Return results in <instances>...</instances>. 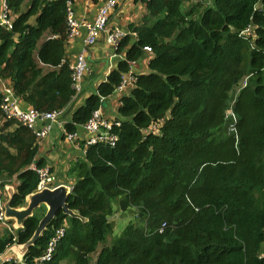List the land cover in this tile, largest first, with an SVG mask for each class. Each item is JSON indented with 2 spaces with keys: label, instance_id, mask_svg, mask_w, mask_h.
<instances>
[{
  "label": "trees",
  "instance_id": "trees-1",
  "mask_svg": "<svg viewBox=\"0 0 264 264\" xmlns=\"http://www.w3.org/2000/svg\"><path fill=\"white\" fill-rule=\"evenodd\" d=\"M72 1L7 0L0 180L5 186L19 179L14 207L37 190L38 175L28 167L38 163L39 147L34 129L5 118L1 83L9 81L21 102L42 113L67 110L76 95L66 56ZM146 7L132 26L136 38L121 39L117 52L126 60L65 125L78 131L145 47L152 49L149 72L121 98L116 145L81 142L85 158L69 169V206L87 220L60 211L23 264L39 262L62 228L40 264H264V0H147ZM45 211L0 235V254L26 242ZM127 213L132 217L116 234V217Z\"/></svg>",
  "mask_w": 264,
  "mask_h": 264
},
{
  "label": "crops",
  "instance_id": "crops-1",
  "mask_svg": "<svg viewBox=\"0 0 264 264\" xmlns=\"http://www.w3.org/2000/svg\"><path fill=\"white\" fill-rule=\"evenodd\" d=\"M107 1L108 0H73L71 2V7L77 19L91 22L95 21L100 9ZM146 1L147 0H120L117 7L110 10L109 29L117 28L125 35H131L136 38L133 34L132 26L141 23L146 15ZM5 5H7V0H0V19L3 18ZM31 22H35L34 17ZM106 33L101 35V38L97 43L87 45V29L86 27H83L79 30V33L73 40H69L66 49V56L68 60L70 62L76 61L77 57L84 53L88 63V69L80 82L79 89L76 90V95L74 96L72 103L69 107H67L64 118L68 122L72 119V116L77 108L84 105L89 96L97 93L100 83L107 80L108 75L114 68L117 67L120 61L117 57H114V54L118 53V49H115V47L107 41ZM152 57V53L145 52L143 57L134 65L133 69L135 74L148 73L149 63ZM7 83L10 84L9 81H7ZM246 85L247 80L245 79L243 86ZM128 92L124 94H129L130 92ZM122 96L123 94H120L115 90L114 93L108 97L101 98L102 105L100 108L106 119L113 120L121 118L119 115V107L122 103ZM20 104L23 107H29L24 103V101ZM230 110H232V108ZM226 117L229 118L227 115ZM41 126L42 124L39 125V127ZM78 131L80 135L84 136L82 125L79 126ZM84 158L85 151L82 145L68 140L65 137L63 128L55 125L39 145L37 153V160L39 159V161L37 164L40 165V160H44V163L41 164V166H50L62 184L71 186L73 180L68 175L69 169L78 161V159ZM11 185H14V183ZM9 233L10 231L6 229H2L1 231L0 228V235ZM261 256L264 257V247L262 249ZM8 258L23 264L13 251H10L3 258L4 260L1 259L0 262L3 260V263L7 261Z\"/></svg>",
  "mask_w": 264,
  "mask_h": 264
},
{
  "label": "built area",
  "instance_id": "built-area-1",
  "mask_svg": "<svg viewBox=\"0 0 264 264\" xmlns=\"http://www.w3.org/2000/svg\"><path fill=\"white\" fill-rule=\"evenodd\" d=\"M120 0H108L106 4L100 9L97 18L95 21H85L79 20L75 17V14L71 7V2L68 5V25H69V40H73L74 37L79 33V30L83 27L87 29V37L86 44L93 45L97 43L102 34H107V41L111 43L115 49H118L121 39L125 36L123 32L119 29H109V19H110V10L117 7ZM10 10L7 5L4 7V15L3 18L0 19V25H8L10 26L12 23V17H9ZM133 34L137 36L136 32L133 31ZM145 50L149 53L151 52L150 47H145ZM114 57H117L119 60H126V56L123 53H115ZM136 62H132L129 70L122 74L121 83L116 86V91L120 94L125 95L130 89L135 85L137 75L134 72V65ZM70 67L72 70V80L73 86L76 90L80 87V82L85 76L88 63L86 61V57L83 54H80L76 61L70 63ZM129 91V92H130ZM1 92L3 94L2 105L1 108L4 111V116L6 119H15L19 123L29 128L34 129L36 133V141L39 147L40 143L45 139V137L50 133L52 128L57 125L63 128L65 137L73 141L75 143L83 142V146L86 148L90 145L94 144H105L111 147H114L119 139V136L116 132H114V126H119L121 121L119 119H106L101 111V108L93 111L92 116L88 119L86 123L82 125L83 135L79 134V131L76 132H67L66 131V123L68 122L64 117L66 113V109H58L49 112H40L33 107H23L21 103V99L16 95L15 91L11 87V85L7 82L1 83ZM128 92V93H129ZM226 115L228 117H233L234 122L236 121V117L233 114L232 110L226 111ZM234 122L230 125V129H234ZM39 127V125H41ZM161 122L157 124H153L148 131H157L161 126ZM29 169L34 170L38 175V184L37 190H41L45 187L55 188L62 183L57 178V175L52 170V168L48 165H38L36 162H33L29 167ZM15 185L16 191L17 187L20 184L19 179L15 176L10 180L8 184ZM8 199V194L5 189V186L2 185L0 180V224L4 227V229L10 231V233L15 234L17 230L14 228L13 223L9 220L5 219V202ZM64 234V229H59L56 233V236L50 241L47 253L40 259L36 264H40L42 261L46 259H50L51 254L55 248L56 243ZM4 260V259H3ZM2 260V261H3ZM11 260V259H7ZM2 261L0 264H3Z\"/></svg>",
  "mask_w": 264,
  "mask_h": 264
},
{
  "label": "water",
  "instance_id": "water-1",
  "mask_svg": "<svg viewBox=\"0 0 264 264\" xmlns=\"http://www.w3.org/2000/svg\"><path fill=\"white\" fill-rule=\"evenodd\" d=\"M5 189L8 194V199L5 202L4 216L6 220L13 223L17 231L24 228L25 220L32 217L38 209L45 207L46 211L40 219L33 235L24 243L14 242L11 244L0 254V260L10 251H13L18 259L23 261L29 249L36 244L41 234L47 229L50 221L56 218L60 211L70 217L80 218L83 221L87 220V218L81 216L69 206L68 197L72 191L70 185L61 184L55 188L45 187L41 190L31 192L25 196V203L19 207H14L11 204L14 194L17 192L14 185L6 184Z\"/></svg>",
  "mask_w": 264,
  "mask_h": 264
},
{
  "label": "rangeland",
  "instance_id": "rangeland-1",
  "mask_svg": "<svg viewBox=\"0 0 264 264\" xmlns=\"http://www.w3.org/2000/svg\"><path fill=\"white\" fill-rule=\"evenodd\" d=\"M43 210H39L38 213H41L42 214ZM132 217V214L130 213H127V214H119L117 217H116V228H115V233L118 234V232L121 231L123 225H125L128 220ZM11 222V221H10ZM0 228H1V231L2 229H4V227L0 224ZM97 256V255H96ZM94 255V258L96 257Z\"/></svg>",
  "mask_w": 264,
  "mask_h": 264
}]
</instances>
